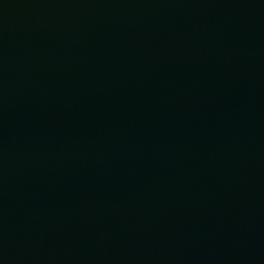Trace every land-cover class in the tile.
<instances>
[{
	"label": "water",
	"instance_id": "water-1",
	"mask_svg": "<svg viewBox=\"0 0 264 264\" xmlns=\"http://www.w3.org/2000/svg\"><path fill=\"white\" fill-rule=\"evenodd\" d=\"M0 264H264V0H0Z\"/></svg>",
	"mask_w": 264,
	"mask_h": 264
}]
</instances>
